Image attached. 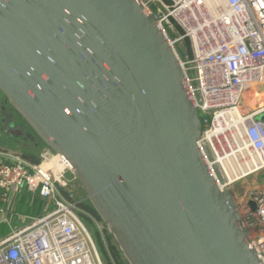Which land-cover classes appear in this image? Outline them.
I'll return each mask as SVG.
<instances>
[{
	"label": "water",
	"instance_id": "obj_1",
	"mask_svg": "<svg viewBox=\"0 0 264 264\" xmlns=\"http://www.w3.org/2000/svg\"><path fill=\"white\" fill-rule=\"evenodd\" d=\"M181 58L147 0H0V91L25 125L0 133L66 159L129 264H259Z\"/></svg>",
	"mask_w": 264,
	"mask_h": 264
},
{
	"label": "built area",
	"instance_id": "obj_2",
	"mask_svg": "<svg viewBox=\"0 0 264 264\" xmlns=\"http://www.w3.org/2000/svg\"><path fill=\"white\" fill-rule=\"evenodd\" d=\"M147 3L181 54L202 123L198 146L218 169L220 184L229 190L263 174L235 205L258 263L264 264V121L257 118L264 114V89H258L264 85V0ZM220 120L224 132L211 140L209 132ZM37 157L0 151V224L9 223L7 212L20 220L0 237V264H102L93 233L80 217L87 215L71 166L45 145ZM234 170L241 173L230 180L227 173ZM27 194L29 205L35 196L41 200L42 213L21 212Z\"/></svg>",
	"mask_w": 264,
	"mask_h": 264
},
{
	"label": "rangeland",
	"instance_id": "obj_3",
	"mask_svg": "<svg viewBox=\"0 0 264 264\" xmlns=\"http://www.w3.org/2000/svg\"><path fill=\"white\" fill-rule=\"evenodd\" d=\"M147 1H151V0H147ZM258 89L259 90L264 89V85H259ZM254 96H256V94H254ZM263 98L264 97L261 95L260 102L263 101ZM0 115H1V113H0ZM19 146H20V144H17L14 141H12V142L8 141L6 136L3 135L2 133H0V147L1 148H3V149H9V148L11 149L12 148V150L16 151L15 153H19V154H24V153L30 154L31 153L32 155H38V151L33 152L31 150H28V149L22 151L19 149ZM20 151H22V152H20ZM262 175L263 174L248 176L242 180H239V181L233 183L231 185V187L229 188V192H230V195L232 196V200L234 201V203L239 201L240 196L244 193L246 188L251 187L253 184L258 182L263 177ZM77 191H78L79 200L81 202H86V200L88 199V196L84 192V190L80 187V185H79ZM87 201L89 203V200H87ZM80 208L83 209V207L81 205H80ZM82 211H83V213H85L88 216V219L92 222V226H88V224L81 217V214H80V217L83 219V221L86 223V225L91 229V231L93 233V236H94V239L96 242V246H97V249L99 251L100 258L102 260V264H118L116 262L114 256L111 253V247L112 246H116L117 249L121 252L123 259L126 260L123 252L120 250V247H119L117 240L109 231L108 225L105 224L103 221L96 220L88 212H86L84 209ZM107 235H109V239L107 238ZM100 242H101V244H100ZM101 245L104 247L106 255L102 251Z\"/></svg>",
	"mask_w": 264,
	"mask_h": 264
},
{
	"label": "flooded vegetation",
	"instance_id": "obj_4",
	"mask_svg": "<svg viewBox=\"0 0 264 264\" xmlns=\"http://www.w3.org/2000/svg\"><path fill=\"white\" fill-rule=\"evenodd\" d=\"M5 99L6 98L4 94L0 91V122L7 120V118H12L13 120H16L17 123L24 125V120L22 119V117L16 111L9 110V104L5 103ZM2 112H4L5 116H3ZM41 145L42 143L39 138L30 128L27 127L25 134L21 138L19 149L22 151L28 149L33 152H37L40 149Z\"/></svg>",
	"mask_w": 264,
	"mask_h": 264
},
{
	"label": "crops",
	"instance_id": "obj_5",
	"mask_svg": "<svg viewBox=\"0 0 264 264\" xmlns=\"http://www.w3.org/2000/svg\"><path fill=\"white\" fill-rule=\"evenodd\" d=\"M6 138L8 141L12 142V139H10V137L6 136ZM0 151H6V152H9L11 154L22 155L26 158H30V157H27L24 154H26L28 156H35V155H32L31 153L30 154L15 153L16 151L12 150V148L11 149L10 148L9 149H3L0 147ZM20 152H22V151H20ZM30 159L33 161H36L32 158H30ZM30 200H31V197L27 194L26 200L24 202H22L21 212L29 213V214H35V215L42 213V202H41V200L35 196V199L33 200L32 205H29ZM7 215L9 217L8 218L9 223H1L0 224V236L7 234L11 229H15V227H17L18 224L20 223V220L18 219V217L16 215H13L9 212H7Z\"/></svg>",
	"mask_w": 264,
	"mask_h": 264
},
{
	"label": "trees",
	"instance_id": "obj_6",
	"mask_svg": "<svg viewBox=\"0 0 264 264\" xmlns=\"http://www.w3.org/2000/svg\"><path fill=\"white\" fill-rule=\"evenodd\" d=\"M27 157H30L36 161H38V157L35 156H28L26 154H24ZM83 209L88 212L93 218H95L96 220L102 221L101 218L99 217V215L97 214V212L95 211V209L92 207V205L90 203H88V201L86 200V202H80L79 203ZM81 217L86 221V223L88 224V226H92V222L88 219V217H86L84 214H81ZM96 231V230H95ZM97 232V231H96ZM98 233V232H97ZM3 236V235H2ZM1 237V236H0ZM107 238L109 239V235H107ZM101 244V242H100ZM101 249L104 252V254L106 253L104 250V247L101 245ZM111 253L114 256L116 262L118 264H128V262L123 259L121 252L117 249L116 246H112L111 247ZM106 255V254H105Z\"/></svg>",
	"mask_w": 264,
	"mask_h": 264
},
{
	"label": "bare ground",
	"instance_id": "obj_7",
	"mask_svg": "<svg viewBox=\"0 0 264 264\" xmlns=\"http://www.w3.org/2000/svg\"><path fill=\"white\" fill-rule=\"evenodd\" d=\"M224 118H225V116H224ZM224 127H225V125H224L223 121H221V120L220 121H217L215 123L214 130H212V131L209 132V138L211 140H213V136H219L220 133L224 132V130H223ZM240 173H241V171L234 170V171H228L227 174H228V178L230 180H232L235 176H237Z\"/></svg>",
	"mask_w": 264,
	"mask_h": 264
}]
</instances>
